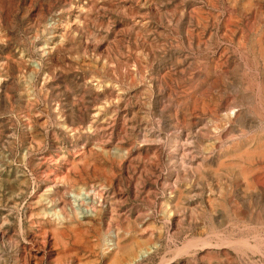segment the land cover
Here are the masks:
<instances>
[{
	"label": "rangeland",
	"instance_id": "obj_1",
	"mask_svg": "<svg viewBox=\"0 0 264 264\" xmlns=\"http://www.w3.org/2000/svg\"><path fill=\"white\" fill-rule=\"evenodd\" d=\"M181 1L182 0H0V122H2L0 123V234L19 231V239H21L18 252L19 259L17 258V262L25 264L27 259L25 257V247L29 245L28 242L32 239L29 233L37 229L40 225L45 226L47 224L46 226L49 225L54 228L61 227V229L69 226L72 227L74 225H81L85 229L87 228V231H83V234L77 238L72 237L73 235H70L67 231V235H65L64 238H60L54 248L52 246L53 240L51 239V235L44 234L42 237L45 239L43 238L42 240V237H39L36 241L33 240L35 248L32 250V254H35L34 256L38 259H44L43 264H48L51 258L54 261V257L57 259L58 255L60 257L62 252L67 250L68 254L63 252L64 255L62 254L59 258L60 262H63V256L66 255L64 260L68 259L69 256V260H76L69 264H82V261L83 264H96L97 261V264H106L107 255L109 254L108 257H110L113 250L111 251L112 247L107 248L106 245H103V240L105 243V239L108 234L119 229H121L119 231L121 232L124 225L128 223L131 225V237L136 239V241H139L140 246L143 243L141 251H144L142 253H144L145 256L143 254L139 257V260L135 262L136 264H160L161 260L159 259H162V257L164 259L167 258V260H162L168 262L173 261L175 264H181L182 261H186L185 264H195V262L196 264H220L221 261V264H264V257L261 256L260 258L259 254H257V257L249 254L248 258H244L240 254L234 253V251L231 250L228 251V260L230 259L229 262L224 261L225 258L221 253L222 250L218 251L219 249H216L218 252L214 250L212 254L209 255V258H206L204 253L200 252L199 249L194 246L191 248L194 249L196 253L190 248L188 249L187 254L179 253L181 249L180 247H184L185 245L187 246L188 244L190 245L193 239V235L190 232L193 229H191L187 220H185L184 223L180 222L182 216L173 208L177 195L173 192V186L175 177L179 175L181 178V189H183L181 191L184 192V195L191 191V182L188 178H186L185 174H189L191 171H163L161 169V161L171 163L172 159H169L170 155L169 157L166 153H164V155L158 146V140L161 133L160 125L162 124L160 115L162 112L165 114L164 112L166 111H171L174 108L176 109V106L174 105L178 98L177 94H179L181 90H186L187 88L186 86L184 88L186 82L183 77L190 76V79H192L191 76H193L194 79V77L198 76L199 73L197 69L198 67L196 66L197 63L195 62L196 59H198V61L200 59L204 60L205 62H201L202 65L206 63L209 64L210 61L217 56V52H219L221 48L220 46H226V48L228 46L227 49L231 56H235L236 53L232 46H230L223 39L222 41L218 35H215L219 33L220 29H214L211 31V43L213 44V50L211 49V51L205 53H203V49L201 50L202 53H199L196 50L189 51L185 48L183 35L175 28L176 25L174 24L182 12H191L192 10L195 11L196 7H198V10L200 11L202 9V12L212 11V13L219 11V13H221L225 9L230 10V8H235L236 11H240L242 6L247 5V1L249 0H220V2L217 0V5L216 7H213L214 9L210 5L208 6L204 0H183L182 3ZM259 1L264 3V0ZM77 5H79V7ZM193 5L196 6L194 7ZM190 8L192 9L190 10ZM173 12H176L177 15ZM167 21L169 22V25L167 24ZM189 25L191 28H195L192 29L193 31L196 30L195 26L197 24L194 20H190ZM203 37L204 39L208 38V32H205ZM141 40L142 42H140ZM176 41L178 43H176ZM143 42H145V44ZM133 46L135 47V50ZM143 52H146L145 56ZM174 54H176V58ZM181 55H186V59L190 63L183 57L181 59ZM119 58L120 60H118ZM82 61L83 64L81 63ZM89 61L90 63H88ZM156 62L159 63L156 64ZM92 63L95 64V67H93ZM185 63L188 66H185ZM35 66L37 68H35ZM103 66L105 67L103 68ZM193 66H196V69ZM170 67L173 68L171 69ZM93 68L96 70H91ZM174 69L178 70L175 71ZM90 70L93 73L90 72ZM168 70L172 71L171 74ZM164 72L167 73L164 74ZM189 72L193 73V75ZM119 75H121V77ZM139 75L142 76V78L139 77ZM201 75L204 78V74ZM174 77L177 78L173 79ZM1 78L3 79V82ZM28 78L33 83H31ZM157 78H159V81ZM168 79L169 81L170 79L173 80L169 82ZM163 80L165 85H163ZM97 81L99 83H95ZM129 83H131L132 86ZM134 83L136 85L137 83L139 84L135 87ZM168 83H170V85ZM97 85H102L99 90L96 87ZM166 85L168 88H165ZM174 85H176V87ZM177 85L182 86L178 87ZM161 86L163 88H161ZM173 86L174 89L171 88ZM175 88L179 91V93L175 90ZM174 90L176 94L173 95ZM144 91L145 93H143ZM166 91L169 93H166ZM188 91L189 90L187 88V91L185 92L187 93ZM166 94L170 95L168 96ZM163 95L166 98H164ZM26 96L28 98H26ZM133 96L135 97L134 100L132 99ZM175 96L177 98H175ZM77 97H80L81 101L79 98L77 100ZM137 97L138 100H136ZM72 100L74 102L76 101V103L72 102ZM135 100L137 102H134ZM30 103L31 106L29 105ZM120 104H122V106ZM148 105L150 107H147ZM171 105H173V107ZM81 106H84V109ZM69 109L73 112L75 124H70L67 120ZM176 111H179L178 107ZM142 112L144 113L142 114ZM158 112L160 114H158ZM132 115L134 117L136 115V117L133 118L131 117ZM146 115L147 120L145 119ZM80 117L84 119V123H78L81 119ZM121 121H123V123ZM124 121L126 123H124ZM45 123L49 124L46 126ZM128 123H130V125ZM158 123L159 125H156ZM62 125H64V127ZM67 126L69 128H66ZM87 126H90V129H88ZM141 127L144 129L142 130ZM6 136L8 137L7 139ZM151 138L156 140H151ZM139 139H141V141ZM6 146L8 147L6 148ZM27 148H29L28 150L31 152H29ZM113 148L121 150L120 152L122 155L118 157L114 156L111 153ZM24 150L28 152L29 155H26L24 161H20L21 158H23L22 154L24 155V153H26ZM172 153L173 150L169 149V154ZM102 154H104V156ZM180 157L175 155V159L177 160H179ZM106 159L108 160L106 161ZM83 161L84 164H81ZM91 161H93V163H91ZM33 164H35V166ZM154 164H156V166ZM101 167L103 168L101 169ZM16 170L22 171L19 175H17L18 179L14 177L12 172ZM211 174H213V176ZM228 175V171L205 172L203 181L208 183V185L210 184L209 189H212V194L215 193L213 194V196L215 195L214 197L219 195L221 188L223 190L227 188L226 183L229 179ZM221 179L223 180L221 181ZM206 180H208V182ZM4 181L7 182L4 183ZM203 181L198 184L199 187H197V192L196 190H192V195L188 193V195L190 194L191 196L189 195L188 199H186L187 197L185 198L186 209H191L196 205L198 208L194 209L199 210V212H196L194 209L193 210L198 214L201 212L198 203L205 202V197L208 196L207 190H209L207 186H204ZM5 185L7 186L5 187ZM74 185H79L76 187L80 188L77 193H75L76 188ZM219 185L221 187H219ZM9 186L13 189L12 192L9 191ZM71 186L73 187L72 189ZM199 190L202 193L201 198L195 197V194L198 193ZM94 191L96 193H94ZM98 193L102 194V196L106 198L104 199L105 202H101V199H98ZM42 196L46 199L45 201L43 200L39 206L38 204L42 199ZM195 198L196 200H194ZM35 202L38 204H35ZM253 204L257 209V205L259 204L257 203V200H253ZM8 206H10V208ZM50 206H54L57 212H60L59 215L62 220L61 224L58 223L57 220L51 223V219H48L50 217L45 215L38 214L39 217L38 215L35 217L30 215V211L33 207H35V210L39 212L41 209L43 210L45 207ZM14 208H16V212ZM7 210L8 213L6 214ZM73 216L75 217L73 218ZM3 217L6 218V224H4L5 222L2 220ZM63 218H65L66 221L68 220V222L63 221ZM71 218L73 221H71ZM16 220L20 222V229ZM98 220H101L100 223ZM66 223L69 226H67ZM65 230L66 229H64V231ZM94 231L97 234L93 233ZM23 237H25L27 241H24ZM96 238L97 240H94ZM87 241L90 242L86 243ZM144 244L147 245L145 246ZM89 245H92L93 247H90ZM59 246L62 247L60 248ZM144 247L146 249H144ZM91 248L93 250H91ZM177 248L178 255L174 254L175 252L172 251H176ZM29 249L30 248H27V250ZM94 251H100L101 254L99 252L95 253ZM175 255L176 257H173ZM212 255L213 257L211 258ZM203 258H205V260ZM218 258H222L223 260ZM238 260H240V262ZM164 261L163 264L166 263H164Z\"/></svg>",
	"mask_w": 264,
	"mask_h": 264
},
{
	"label": "bare ground",
	"instance_id": "obj_2",
	"mask_svg": "<svg viewBox=\"0 0 264 264\" xmlns=\"http://www.w3.org/2000/svg\"><path fill=\"white\" fill-rule=\"evenodd\" d=\"M183 1V0H182ZM181 1V3H182ZM203 1V0H202ZM207 5L216 7L217 0H204ZM241 1V0H240ZM28 2V1H27ZM220 2V0H219ZM30 3V1H29ZM153 3V2H152ZM229 3V2H228ZM242 3V2H241ZM246 3V2H245ZM148 4V3H147ZM155 4V3H154ZM234 4V3H233ZM29 5V4H28ZM80 5V4H79ZM79 5H77L79 7ZM91 5V3H90ZM183 5V4H182ZM191 5V4H190ZM189 5V6H190ZM227 5V4H226ZM237 5V4H236ZM244 5V4H243ZM194 6V5H193ZM196 6V5H195ZM194 6V7H195ZM199 6V5H198ZM40 7V6H39ZM76 7V6H75ZM81 7V6H80ZM88 7V6H87ZM201 7V6H199ZM225 7V6H224ZM223 7V8H224ZM231 7V6H230ZM229 7V8H230ZM26 8V7H25ZM106 8V7H105ZM202 8V7H201ZM206 8V7H205ZM204 8V10H205ZM211 8V9H212ZM227 8V7H226ZM80 9V8H78ZM82 9V8H81ZM183 9V8H182ZM192 8H190L191 10ZM195 9V8H194ZM197 9V10H196ZM195 11L191 12H182L179 18L176 19L174 25H176V29L180 31L185 40V48L190 50H196L199 53H203L211 51L213 44L211 43V36L214 29H220L218 34L219 38L227 42L230 46H232L235 50L236 55L231 56L228 52V46H220L219 52H217V56L210 61V63H206L202 65V61L196 59L198 69V76L190 79V76H184L183 79L186 82L184 85L188 88V92L186 90L177 94L178 98L175 101L176 109H172L171 111L164 112L165 114L160 115L162 119V124L160 125V138L158 142V146L160 147L161 152L166 153L172 159L171 163H167V161H161L160 167L163 171H191L189 174H186V178H188L191 182V189L196 190L199 187V183L204 180V174L206 171H228L227 180V188L219 192V195L214 197L212 194V189H209L208 183L204 182V186H207L209 190L208 196H206L205 202L198 203L200 206V214L196 213L199 210L194 208H198L196 205L191 209H186L185 207V198L188 199L191 191L188 195L181 191V178L179 175L175 177V182L173 186V192L176 193V200L173 208L181 214V223H184L187 220L190 224L191 229H193L190 233L193 235V239L188 246L180 247L179 253H186L188 249H192L191 247H197L200 252L204 253L206 258H209L212 252L216 249L218 251L222 250V255L225 258L224 261L229 262L228 254L229 250L234 251V253L240 254L242 257H249V254L257 257V254L264 257V3L259 0H249L247 1L246 6H242L240 11H236L234 9H225L223 12L212 13L211 12H202L201 9L198 10L196 7ZM214 9V8H213ZM237 9V8H236ZM89 10V9H88ZM96 10V9H95ZM189 10V9H188ZM208 10V9H206ZM117 11V10H116ZM159 11V10H158ZM172 11V10H171ZM184 11V10H183ZM118 12V11H117ZM163 12V11H162ZM166 13V12H165ZM176 14V12H173ZM161 14V13H158ZM177 15V14H176ZM88 17V16H87ZM86 17V18H87ZM167 17V16H166ZM171 17V15H170ZM162 18V17H161ZM176 18V17H175ZM165 19V18H164ZM161 20V19H159ZM167 20V19H166ZM172 20V19H171ZM190 20H194L197 24L196 30H192L190 24ZM174 21V20H173ZM161 22V21H160ZM166 22V21H165ZM85 24V23H84ZM166 24V23H165ZM169 25V22L167 21ZM166 24V25H167ZM194 24V23H193ZM99 25V24H98ZM192 25V24H191ZM92 26V25H91ZM104 27V26H103ZM102 27V28H103ZM171 27V26H170ZM125 28V27H124ZM195 29V28H194ZM128 31V30H127ZM169 31V30H168ZM90 32V31H89ZM208 32L209 37H203V34ZM126 33V32H125ZM129 33V32H128ZM138 33V32H137ZM136 33V34H137ZM171 33V32H170ZM135 34V35H136ZM149 34V33H148ZM147 34V35H148ZM92 35V34H91ZM139 35V34H138ZM112 36V35H111ZM152 36V35H151ZM165 36V35H163ZM169 36V35H168ZM167 37V36H166ZM175 37V35H174ZM173 37V38H174ZM178 37V36H177ZM94 38V37H93ZM122 38V37H121ZM143 38V37H141ZM140 38V39H141ZM151 38V37H150ZM155 38V37H154ZM157 38V37H156ZM181 38V37H180ZM218 38V37H217ZM83 39V38H82ZM104 39V38H103ZM118 39V38H117ZM219 39V40H220ZM143 40V39H142ZM142 40L140 42H142ZM159 40V39H158ZM163 40V39H162ZM165 40V38H164ZM182 40V39H181ZM218 40V39H217ZM220 40V41H221ZM222 40V41H223ZM49 41V40H48ZM97 41V40H96ZM95 41V42H96ZM135 41V40H133ZM144 41V40H143ZM166 41V40H165ZM173 41V40H172ZM219 41V42H220ZM99 42V41H98ZM111 42V41H110ZM101 43V42H100ZM114 43V42H113ZM145 44V42H143ZM149 43V42H147ZM165 43V42H164ZM174 43V42H173ZM176 43H178L176 41ZM223 43V42H222ZM172 44V43H171ZM175 44V43H174ZM219 44V43H218ZM142 45V43H141ZM158 45V44H157ZM166 45V44H165ZM179 45V44H178ZM221 45V44H220ZM145 46V45H144ZM153 46V45H152ZM171 46V45H170ZM177 46V45H176ZM175 46V48H176ZM180 46V45H179ZM134 47V46H133ZM132 47V48H133ZM147 47V45H146ZM157 47V46H156ZM174 47V46H173ZM184 47V46H183ZM68 48V47H67ZM158 48V47H157ZM150 49V48H149ZM165 49V48H163ZM178 49V48H177ZM185 49V50H186ZM109 50V49H108ZM135 50V47H134ZM154 50V49H153ZM213 50V49H212ZM215 50V49H214ZM233 50V51H234ZM150 51V50H147ZM163 51V50H162ZM161 51V52H162ZM188 51V52H189ZM2 52V51H1ZM157 52V51H155ZM193 52V51H192ZM215 52V51H214ZM144 53V52H143ZM146 53V52H145ZM144 53V56L146 55ZM177 53V52H176ZM186 53V52H185ZM234 53V54H235ZM178 54V53H177ZM183 54V53H182ZM58 55V54H57ZM143 55V54H142ZM175 58H176V54ZM180 55V53H179ZM196 55V54H195ZM6 56V54H5ZM211 56V55H209ZM8 57V55H7ZM114 57V56H113ZM126 57V56H125ZM129 57V56H128ZM127 57V58H128ZM153 57V56H152ZM157 57V56H156ZM168 57V56H167ZM186 59V55H181ZM189 57V55H188ZM84 58V57H83ZM116 58V57H115ZM155 58V57H154ZM163 58V57H162ZM96 59V58H95ZM104 59V58H103ZM147 59V58H146ZM151 59V58H150ZM180 59V60H181ZM76 60V59H75ZM79 60V59H78ZM120 60V58L118 59ZM148 60V59H147ZM171 60V59H170ZM174 60V59H173ZM187 60V59H186ZM185 60V61H186ZM12 61V60H11ZM80 61V60H79ZM155 61V60H154ZM188 61V60H187ZM7 62V61H6ZM13 62V61H12ZM87 62V60H86ZM122 62V61H119ZM129 62V61H128ZM147 62V61H146ZM176 62V60H175ZM183 62V61H182ZM189 62V61H188ZM205 62V61H204ZM207 62V61H206ZM83 64V61L81 62ZM80 63V64H81ZM85 63V62H84ZM90 63V61L88 62ZM142 63V61H141ZM145 63V62H144ZM159 62H156V64ZM177 63V62H176ZM181 63V62H180ZM190 63V62H189ZM7 64V63H6ZM14 64V62H13ZM38 64V62H37ZM93 64V63H92ZM103 64V63H102ZM124 64V63H123ZM122 64V65H123ZM148 64V63H147ZM146 64V65H147ZM151 64V63H150ZM155 64V63H154ZM171 64V62H170ZM175 64V63H174ZM186 64V63H185ZM31 65V64H30ZM34 65V64H33ZM36 65V64H35ZM86 65V64H85ZM95 64H93V67ZM105 65V64H104ZM132 65V64H131ZM141 65V64H140ZM161 65V64H160ZM164 65V64H163ZM190 65V64H189ZM201 65V66H200ZM106 66V65H105ZM103 66V68L105 67ZM125 66V65H123ZM145 66V65H144ZM148 66V65H147ZM185 66H188L187 64ZM196 66L194 67L196 69ZM98 67V66H97ZM96 67V68H97ZM101 67V66H100ZM107 67V66H106ZM121 67V66H119ZM143 67V66H141ZM140 67V68H141ZM149 67V66H148ZM162 67V66H161ZM164 67V66H163ZM175 67V66H174ZM190 67V66H189ZM200 67V68H199ZM35 68H37L35 66ZM91 68V66H90ZM102 68V69H103ZM122 68V67H121ZM139 68V67H138ZM145 68V67H144ZM171 68V67H170ZM173 68V67H172ZM171 68V69H172ZM182 68V67H180ZM192 68V67H190ZM193 68V69H194ZM20 69V68H19ZM31 69V68H30ZM95 68L91 69L94 70ZM124 69V68H123ZM126 69V68H125ZM156 69V68H155ZM162 69V68H161ZM169 69V68H168ZM185 69V68H184ZM183 69V70H184ZM192 69V70H193ZM90 70V72H92ZM96 70V69H95ZM115 70V69H113ZM165 70V69H164ZM163 70V71H164ZM175 70V69H174ZM176 69L175 71H177ZM24 71V70H23ZM42 71V70H41ZM102 71V70H101ZM108 71V70H107ZM125 71V70H124ZM150 71V69H149ZM158 71V70H157ZM167 71V70H166ZM169 71V70H168ZM181 71V70H180ZM36 72V71H35ZM87 72V71H86ZM128 72V71H127ZM146 72V71H144ZM171 70L169 73L171 74ZM183 72V71H182ZM180 72V73H182ZM188 72V71H187ZM32 73V72H31ZM34 73V72H33ZM93 73V72H92ZM115 73V72H114ZM121 73V72H120ZM123 73V72H122ZM141 73V72H140ZM158 73V72H157ZM167 72H164L166 74ZM190 73V72H189ZM188 73V74H189ZM9 74V73H8ZM11 74V73H10ZM46 75L45 73H43ZM96 74V73H95ZM118 74V73H117ZM147 74V73H144ZM143 74V75H144ZM154 74V73H153ZM161 74V73H160ZM163 74V73H162ZM186 74V73H185ZM193 75V73H190ZM201 74H204V78ZM32 75V74H30ZM122 75V74H121ZM121 75H119L121 77ZM130 75V74H129ZM152 75V74H150ZM158 75V74H156ZM175 75V74H174ZM187 75V74H186ZM2 76V74H1ZM11 76V75H10ZM28 76V75H27ZM33 76V75H32ZM48 76V75H47ZM98 76V75H97ZM116 76V75H115ZM127 76V75H126ZM125 76V77H126ZM131 76V75H130ZM159 76V75H158ZM171 76V75H170ZM173 76V75H172ZM100 77V76H99ZM124 77V80H125ZM142 78V76L139 75ZM145 77V76H144ZM143 77V78H144ZM149 77V76H148ZM156 77V76H154ZM6 78V75H5ZM45 78V77H43ZM123 78V76H122ZM150 78V77H149ZM165 78V77H164ZM163 78V79H164ZM177 78V77H176ZM175 77L173 79H176ZM179 78V77H178ZM2 79V78H1ZM29 79V78H28ZM95 79V78H94ZM159 81V78H157ZM166 79V78H165ZM172 79V80H173ZM30 80V79H29ZM72 80V79H71ZM110 80V79H109ZM108 80V81H109ZM143 80V79H142ZM150 80V79H149ZM170 79V81H172ZM12 81V80H11ZM28 81V80H27ZM46 81V80H45ZM106 81V80H105ZM145 81V79H144ZM143 81V82H144ZM169 81V79H168ZM167 81V82H168ZM169 81V82H170ZM177 81V80H175ZM173 81V82H175ZM3 82V79H2ZM31 82V80H30ZM82 82V81H80ZM103 82V81H102ZM140 82V81H139ZM147 82V81H146ZM164 82V80H163ZM182 82V81H181ZM9 83V82H8ZM24 83V82H23ZM33 83V82H31ZM95 83H99L98 81ZM142 83V82H141ZM71 84V83H70ZM104 84V83H103ZM109 84V83H108ZM107 84V86H108ZM112 84V83H111ZM131 85V83H129ZM135 84V83H134ZM139 83H137L138 85ZM149 84V83H148ZM147 84V85H148ZM170 85V83H168ZM174 84V83H172ZM171 84V85H172ZM178 84V83H177ZM96 85V84H95ZM113 85V84H112ZM111 85V86H112ZM127 85V84H126ZM135 84V87L137 86ZM165 85V82L163 83ZM182 85H177L182 86ZM7 86V85H6ZM12 86V85H11ZM66 86V85H65ZM102 85H97L99 88ZM132 86V85H131ZM142 86V85H141ZM159 86V85H158ZM157 86V87H158ZM176 87V85H174ZM174 86L171 87L174 89ZM33 87V86H31ZM106 87V86H105ZM110 87V86H109ZM155 87V86H154ZM19 88V87H18ZM26 88V87H25ZM37 88V85H36ZM91 88V87H90ZM96 88V89H97ZM103 88V87H102ZM101 88V89H102ZM108 88V87H107ZM141 88V87H139ZM138 88V89H139ZM144 88V87H143ZM147 88V87H146ZM159 88V87H158ZM161 88H163L161 86ZM165 88H168L167 85ZM8 89V87H7ZM81 89V88H80ZM95 89V88H94ZM116 89V88H115ZM119 89V88H118ZM157 89V88H156ZM179 89V88H178ZM183 89V88H182ZM22 90V89H21ZM84 90V89H82ZM93 90V89H92ZM91 90V91H92ZM130 90V89H129ZM145 90V89H144ZM159 90V89H158ZM170 90V89H168ZM175 90L173 91V95L176 94ZM104 91V90H103ZM109 91V89H108ZM137 91V90H136ZM150 91V90H149ZM148 91V92H149ZM19 92V91H18ZM81 92V91H80ZM85 92V91H84ZM147 92V91H146ZM162 92V90H161ZM168 91H166L167 93ZM31 93V92H30ZM87 93V91H86ZM85 93V94H86ZM115 93V92H114ZM121 93V92H119ZM142 93V92H141ZM145 93V91L143 92ZM142 93V94H143ZM169 93V92H168ZM6 94V93H5ZM13 94V93H12ZM81 94V93H80ZM84 94V93H82ZM90 94V93H89ZM97 94V93H96ZM107 94V93H105ZM104 94V95H105ZM130 94V93H129ZM158 94V93H157ZM165 94V93H164ZM7 95V94H6ZM24 95V94H22ZM30 95V94H28ZM27 95V96H28ZM91 95V94H90ZM127 95V94H126ZM138 95V94H137ZM154 95V94H153ZM168 95V94H166ZM170 95V94H169ZM168 95V96H169ZM5 96V95H4ZM8 96V95H7ZM13 96V95H12ZM11 96V97H12ZM26 96V98H28ZM36 96V95H34ZM103 96V95H102ZM109 96V94H108ZM107 96V97H108ZM125 96V95H124ZM135 96V95H134ZM133 96V100L134 97ZM159 96V95H158ZM164 96V95H163ZM172 96V95H171ZM84 97V95H83ZM82 97V98H83ZM93 97V96H92ZM96 97V96H95ZM106 97V98H107ZM112 97V95H111ZM110 97V98H111ZM131 97V95H130ZM144 97V96H143ZM152 97V96H151ZM173 97V96H172ZM10 98V97H9ZM25 98V100H26ZM32 98V97H31ZM34 98V97H33ZM80 99V97H77ZM97 98V97H96ZM105 98V99H106ZM116 98V97H115ZM140 98V97H139ZM164 98H166L164 96ZM38 99V98H37ZM104 99V98H103ZM114 99V98H113ZM127 99V98H126ZM131 99V100H132ZM144 99V98H142ZM150 99V98H149ZM171 99V97H170ZM174 99V98H173ZM76 100V99H75ZM95 100V99H93ZM115 100V99H114ZM128 100V99H127ZM138 100V97L136 98ZM134 102H137V101ZM140 100V99H139ZM10 101V100H9ZM81 101V99H80ZM129 101V100H128ZM162 101V99H161ZM169 101V100H166ZM27 102V101H26ZM72 102H74L72 100ZM97 102V101H96ZM99 102V101H98ZM107 102V100H106ZM118 102V101H117ZM127 102V101H126ZM133 102V105H134ZM153 102V101H152ZM172 102V101H170ZM169 102V103H170ZM23 103V102H22ZM76 103V101L74 102ZM113 103V100H112ZM132 103V102H131ZM140 103V102H139ZM144 103V102H143ZM142 103V104H143ZM155 103V102H154ZM158 103V102H157ZM56 104V103H55ZM101 104V103H100ZM145 104V103H144ZM143 104V105H144ZM163 104V103H161ZM173 104V103H172ZM11 105V104H10ZM23 105V104H22ZM31 106V103L29 104ZM72 105V104H70ZM122 106V104H120ZM119 105V106H120ZM141 105V104H140ZM142 105V107H143ZM150 105V103H149ZM147 107H150V106ZM160 105V104H159ZM13 106V105H12ZM120 106V107H121ZM132 106V105H131ZM130 106V107H131ZM173 107V105H171ZM11 107V106H9ZM18 107V106H17ZM82 107V106H81ZM146 107V109H147ZM153 107V106H152ZM179 108V111L177 110ZM22 108V107H21ZM84 109V106L82 107ZM136 108V107H135ZM156 108V107H155ZM166 108V107H165ZM164 108V109H165ZM168 108V107H167ZM9 109V108H8ZM23 109V108H22ZM80 109V110H83ZM87 109V108H86ZM85 109V110H86ZM130 109V108H129ZM128 109V110H129ZM145 109V106H144ZM21 110V109H20ZM127 110V111H128ZM143 110V109H142ZM12 111V109H11ZM19 111V110H18ZM40 111V110H39ZM79 111V109H78ZM145 111V110H143ZM160 111V109H159ZM165 111V110H164ZM5 112V111H4ZM46 112V111H45ZM86 112V111H85ZM116 112V111H115ZM130 112V110H129ZM128 112V113H129ZM161 112V111H160ZM41 113V112H40ZM48 113V112H46ZM144 112H142L143 114ZM1 114V113H0ZM45 114V113H44ZM80 114V113H79ZM119 114V113H118ZM136 114V113H135ZM150 114V113H149ZM158 114H160L158 112ZM5 115V114H4ZM29 115V114H28ZM33 115V114H32ZM41 115V114H40ZM31 116V113H30ZM120 116V115H119ZM140 116V115H139ZM144 116V115H143ZM27 117V116H26ZM78 117V116H77ZM130 117V116H129ZM131 117L135 118L132 115ZM152 117V116H151ZM155 117V116H154ZM30 118V117H29ZM78 123H84V119L80 117ZM125 118V117H124ZM74 115L71 109L67 114V120L70 124H75ZM79 119V118H78ZM123 119V118H122ZM121 119V120H122ZM127 119V117H126ZM129 119V118H128ZM147 120V115L146 118ZM144 119V120H145ZM157 119V117H156ZM155 119V120H156ZM137 120V119H136ZM139 120V119H138ZM158 120V119H157ZM1 121V120H0ZM31 121V120H30ZM89 121V120H87ZM128 121V120H127ZM39 122V121H38ZM43 122V121H42ZM123 123V121H121ZM129 122V121H128ZM2 123V122H0ZM35 123V122H34ZM121 123V124H122ZM124 123H126L124 121ZM140 123V122H139ZM142 123V122H141ZM25 124V123H24ZM23 124V125H24ZM46 124V123H45ZM49 124V123H48ZM46 124V126L48 125ZM120 124V123H119ZM130 125V123H128ZM135 124V123H134ZM146 124V123H145ZM152 124V123H151ZM43 125V124H42ZM85 125V124H84ZM87 125V124H86ZM93 125V124H92ZM124 125V124H123ZM156 125H159L156 124ZM2 126V125H1ZM31 126V125H30ZM64 127V125H62ZM70 126V125H68ZM66 128H69V127ZM77 126V125H76ZM125 126V125H124ZM128 126V125H127ZM12 127V126H11ZM25 127V126H24ZM28 127V125H27ZM41 127V126H40ZM44 127V126H43ZM73 127V126H72ZM130 127V126H129ZM132 127V126H131ZM136 127V126H135ZM145 127V126H143ZM147 127V126H146ZM15 128V127H14ZM23 128V127H22ZM42 128V127H41ZM83 128V127H82ZM90 129V126H87ZM86 128V129H87ZM102 128V127H101ZM139 128V127H138ZM142 128V127H141ZM151 128V127H150ZM31 129V127H30ZM37 129V128H36ZM73 129V128H72ZM119 129V128H118ZM132 129V128H131ZM144 128H142L143 130ZM148 129V128H147ZM16 130V128H15ZM28 130V128H27ZM44 130V129H43ZM42 130V131H43ZM120 130V129H119ZM118 130V131H119ZM141 130V129H140ZM155 130V129H154ZM5 131V130H3ZM10 131V130H9ZM14 131V130H13ZM26 131V130H25ZM34 131V130H33ZM41 131V132H42ZM22 132V131H21ZM40 132V131H39ZM72 132V131H71ZM131 132V131H130ZM147 132V131H146ZM157 132V131H156ZM10 133V132H9ZM38 133V132H37ZM36 133V134H37ZM135 133V132H134ZM144 133V131H143ZM2 134V133H1ZM32 134V133H31ZM140 134V133H139ZM147 134V133H146ZM145 134V135H146ZM150 134V133H149ZM136 135V134H135ZM144 135V134H143ZM142 135V136H143ZM148 135V134H147ZM12 136V135H11ZM125 136V135H123ZM139 136V135H138ZM141 136V135H140ZM15 137V136H14ZM122 137V135H121ZM130 137V136H129ZM5 138V137H4ZM8 137L6 136V139ZM36 138V137H35ZM38 138V137H37ZM56 138V137H54ZM120 138V136H119ZM125 138V137H123ZM139 138V137H138ZM143 139V138H142ZM3 140V139H2ZM14 140V139H13ZM103 140V139H102ZM108 140V139H107ZM121 140V138H120ZM141 141V139H139ZM151 140H154L151 138ZM150 140V142H151ZM156 140V139H155ZM154 140V141H155ZM144 141V140H143ZM13 142V141H12ZM27 142V141H26ZM98 142V141H97ZM61 143V142H60ZM59 143V144H60ZM114 143V142H113ZM140 143V142H139ZM143 144V143H142ZM145 144V142H144ZM150 144V143H149ZM154 144V143H153ZM7 145V144H6ZM40 145V144H39ZM8 146H6L7 148ZM120 147V146H119ZM158 147V148H159ZM95 148V147H94ZM145 148V147H144ZM149 148V147H148ZM154 148V147H153ZM4 149V147H3ZM29 148H27L28 150ZM102 149V148H101ZM118 148H113L111 153L114 156H121V150H117ZM123 149V148H121ZM169 149L173 150L172 154H169ZM104 150V149H103ZM109 150V149H108ZM126 150V149H124ZM12 151V150H11ZM25 151V150H24ZM31 152L30 150H28ZM106 151V150H105ZM104 151V152H105ZM184 151V152H182ZM10 152V151H9ZM26 152V151H25ZM102 152V151H101ZM124 152V151H123ZM127 152V151H126ZM34 153V152H33ZM107 153V152H106ZM159 153V152H158ZM182 153V156H181ZM8 154V153H7ZM28 152L22 154L23 158L20 161H24ZM32 154V153H31ZM29 155V154H28ZM34 155V154H33ZM83 155V154H82ZM81 155V157H82ZM85 155V154H84ZM104 156V154H102ZM165 155V154H164ZM175 155L181 156L179 160L175 159ZM36 156V155H35ZM88 156V155H87ZM125 156V155H124ZM123 156V157H124ZM80 157V158H81ZM163 157V156H161ZM167 157V156H166ZM5 158V157H4ZM35 158V157H34ZM105 158V157H104ZM111 158V157H110ZM95 159V158H94ZM135 159V158H134ZM137 159V158H136ZM168 159V160H169ZM3 160V159H2ZM108 159H106L107 161ZM110 160V159H109ZM118 160V159H117ZM121 160V159H120ZM157 160V159H156ZM154 160V161H156ZM160 160V159H158ZM6 161V160H5ZM86 161V160H85ZM96 161V160H95ZM111 161V160H110ZM142 161V160H141ZM144 161V160H143ZM19 162V161H18ZM26 162V161H25ZM89 162V161H88ZM113 162V161H112ZM111 162V163H112ZM120 162V161H117ZM146 162V161H145ZM149 162V161H148ZM147 162V163H148ZM8 163V162H6ZM73 163V162H72ZM93 163V161H91ZM143 163V162H142ZM150 163V162H149ZM154 163V162H153ZM158 163V162H157ZM10 164V163H9ZM84 164V161L81 163ZM86 164V163H85ZM90 164V163H89ZM23 165V162H22ZM32 165V163H31ZM35 166V164H33ZM80 165V164H79ZM156 166V164H154ZM10 166V165H9ZM83 167V166H82ZM88 167V166H87ZM154 167V166H153ZM152 167V168H153ZM103 167H101L102 169ZM134 168V167H133ZM159 168V167H158ZM17 169V168H16ZM135 169V168H134ZM14 177L18 179L17 175H19L22 171H12ZM204 173V174H203ZM209 173V172H208ZM224 173V172H223ZM225 174V173H224ZM1 175V174H0ZM161 175V174H160ZM213 176V174H211ZM185 176V175H184ZM206 176V175H205ZM21 177V176H20ZM67 177V176H66ZM5 178V177H4ZM24 178V177H23ZM26 178V177H25ZM167 178V177H166ZM185 178V179H186ZM208 178V177H207ZM212 178V177H211ZM217 178V177H216ZM224 178V177H223ZM1 179V178H0ZM6 179V178H5ZM184 179V177H183ZM182 179V180H183ZM220 179V178H219ZM187 180V179H186ZM217 180V179H216ZM223 179H221L222 181ZM226 180V178H225ZM23 181V180H22ZM73 181V180H71ZM77 181V180H76ZM170 181V180H169ZM208 182V180H206ZM2 182V181H1ZM7 181H4V183ZM9 182V181H8ZM31 182V181H30ZM75 182V180H74ZM167 182V179H166ZM186 182V181H185ZM184 182V183H185ZM216 182V181H214ZM224 182V181H223ZM28 183V182H27ZM65 183V182H64ZM165 183V182H164ZM76 184V183H74ZM216 184V183H215ZM25 185V184H24ZM185 185V184H183ZM188 185V184H187ZM4 186V185H3ZM7 185H5L6 187ZM14 186V185H13ZM21 186V185H20ZM30 186V185H29ZM75 186V185H74ZM79 186V185H77ZM75 186V188L77 187ZM169 186V184H168ZM216 186V185H215ZM218 186V184H217ZM10 187V186H9ZM22 187V186H21ZM219 187H221L219 185ZM28 188V187H26ZM73 187L71 186V189ZM82 188V187H81ZM87 188V187H86ZM225 188V187H223ZM20 189V188H19ZM79 187L75 189V193L79 191ZM172 189V188H171ZM170 189V190H171ZM217 189V188H216ZM53 190V189H52ZM74 190V189H73ZM72 190V191H73ZM87 190V189H86ZM220 190V189H219ZM10 192L13 189L10 187ZM7 191V192H9ZM17 191V190H16ZM97 191V190H96ZM212 191V192H211ZM15 192V191H14ZM74 192V191H73ZM187 192V191H186ZM195 192V193H196ZM206 192V191H205ZM216 192V190H215ZM19 193V192H17ZM32 193V192H31ZM50 193V192H49ZM94 193H96L94 191ZM193 193V192H192ZM194 193V194H195ZM15 194V193H14ZM105 194V193H104ZM218 194V193H217ZM48 195V194H47ZM46 195V196H47ZM95 195V194H94ZM192 195V194H191ZM190 195V196H191ZM12 196V195H11ZM202 193L199 190L198 193L195 194V197L201 198ZM45 197V196H44ZM50 197V196H49ZM98 199H101V202H105L102 194H97ZM20 198V197H19ZM24 198V196H23ZM21 198V199H23ZM51 198V197H50ZM53 198V197H52ZM55 198V197H54ZM193 198V197H192ZM17 199V198H16ZM46 198H43L39 201V206L42 201H45ZM97 199V198H96ZM191 199V197H190ZM39 200V199H38ZM50 200V199H49ZM196 200V198L194 199ZM253 200H257V209L254 207ZM7 201V200H6ZM48 201V200H47ZM46 201V203H47ZM58 201V200H57ZM49 202V201H48ZM91 202V201H90ZM99 202V200H98ZM100 202V203H101ZM11 203V202H10ZM20 203V202H19ZM172 203V204H173ZM197 203V201H196ZM13 204V203H12ZM34 204V205H35ZM45 204V203H44ZM96 204V203H95ZM102 204V203H101ZM11 205V204H10ZM43 205V204H42ZM46 205V204H45ZM54 205V204H53ZM190 205V204H189ZM12 206V205H11ZM37 206V205H36ZM35 206V207H36ZM55 206V205H54ZM54 206L45 207L43 210L41 209L39 212L35 210L33 207L30 211V215L34 217L39 215H45L50 217V222L58 221V223H62L61 217L57 212ZM108 206V205H107ZM194 206V205H193ZM10 208V206H8ZM38 207V206H37ZM167 207V206H166ZM172 207V206H171ZM97 208V207H96ZM163 208V207H162ZM165 208V206H164ZM38 209V208H37ZM196 212H194V210ZM16 212V208H14ZM164 210V209H163ZM171 210V209H170ZM169 210V212H170ZM174 210V212H175ZM167 211V210H166ZM5 212V211H4ZM11 212V210H10ZM9 212V213H10ZM103 212V211H102ZM172 212V211H171ZM173 212V213H174ZM8 213V210L6 214ZM19 213V212H18ZM73 213V212H72ZM168 213V212H167ZM178 213V214H179ZM3 214V213H2ZM5 214V213H4ZM5 214V215H6ZM67 214V213H66ZM86 214V213H85ZM100 214V213H99ZM15 215V214H14ZM17 215V214H16ZM38 215V217H39ZM3 216V215H2ZM72 216V215H71ZM88 216V215H87ZM92 216V215H91ZM5 217V216H4ZM2 218L3 222L6 221V218ZM75 216H73L74 218ZM166 217V216H165ZM16 218V217H15ZM79 218V217H78ZM99 218V216H98ZM47 219V218H46ZM76 220V219H74ZM90 220V219H89ZM63 221H66L63 218ZM70 221V219H69ZM71 221L72 218H71ZM80 221V220H79ZM99 221V220H98ZM101 221V220H100ZM99 221V223H100ZM179 221V220H178ZM47 222V221H46ZM68 222V220L66 221ZM179 222V223H180ZM18 223V227L20 229V222L16 220ZM64 223V222H63ZM78 223V222H77ZM81 223V222H80ZM135 223V222H134ZM133 223V224H134ZM178 223V225H179ZM6 224V222L4 223ZM12 224V222H11ZM67 224V223H66ZM97 224V223H96ZM95 224V225H96ZM132 224V223H131ZM176 224V223H175ZM188 224V226H189ZM15 225V224H14ZM47 225V224H46ZM42 226L40 225L37 229L32 232H28L31 236V240L28 242L29 245L25 247L26 253V261L25 264H43L44 259L36 258L32 254V250H34V241L39 237L44 236V234H48L52 236V246L53 248L56 246L57 242H59L60 238H64L67 233L73 235L72 237L77 238L83 234V231H87L81 225L69 226L67 224V228L64 229L54 228L52 226ZM83 225V224H82ZM86 225V224H85ZM88 225V224H87ZM13 226V225H11ZM63 226V225H62ZM185 226V225H184ZM95 227V226H94ZM133 227V226H132ZM137 227V226H136ZM135 227V228H136ZM181 227V226H179ZM178 227V229H179ZM93 228V227H92ZM97 228V227H96ZM185 228V227H182ZM187 228V227H186ZM138 229V228H137ZM159 229V228H158ZM13 230V229H12ZM89 230V229H88ZM98 230V229H97ZM96 230V231H97ZM101 230V229H100ZM111 230V229H110ZM115 230L107 235L105 239V243L103 240V245H106L107 248H111V255L108 257L106 264H133L139 260L144 253L141 251L139 241L133 239L130 235L131 225L126 224L122 228V231ZM134 230V229H133ZM151 230V229H150ZM14 231V230H13ZM68 231V232H67ZM93 231V229H92ZM139 231V229H138ZM185 231V230H184ZM19 232V231H18ZM18 232L11 233H1L0 234V264H21V262H17L18 252L20 247V239ZM22 232V231H21ZM67 232V233H66ZM90 232V230H89ZM101 232V231H100ZM158 232V231H157ZM93 233H96L95 231ZM105 233V231H104ZM134 233V232H133ZM142 233V232H141ZM151 233V232H150ZM97 234V233H96ZM103 234V233H102ZM129 234V236H128ZM138 234V233H136ZM89 235V234H88ZM87 235V236H88ZM91 235V234H90ZM94 235V234H93ZM147 235V234H146ZM191 235V236H192ZM24 236V235H23ZM85 236V235H84ZM96 236V235H95ZM101 236V235H100ZM103 236V235H102ZM67 237V236H66ZM89 237V236H88ZM99 237V236H98ZM97 237V238H98ZM104 237V236H103ZM44 237H42L43 240ZM86 238V237H85ZM94 239V240H97ZM137 238V237H136ZM139 238V237H138ZM41 239V238H40ZM45 239V238H44ZM67 239V238H66ZM100 239V238H99ZM98 239V240H99ZM104 239V238H103ZM24 241H27L25 237H23ZM72 240V239H71ZM93 240V241H94ZM138 240V239H137ZM143 240V239H142ZM151 240V239H150ZM74 241V240H73ZM86 241V240H85ZM101 241V240H100ZM144 241V240H143ZM23 242V241H22ZM82 242V241H81ZM90 241H87L88 243ZM189 242V241H188ZM187 242V243H188ZM36 243V242H35ZM73 243V242H70ZM76 243V242H75ZM74 243V244H75ZM80 243V242H79ZM62 244V243H61ZM60 244V245H61ZM69 244V243H68ZM78 244V243H77ZM186 244V242H185ZM63 245V244H62ZM99 245V244H98ZM145 246L147 244H144ZM183 245V244H182ZM41 246V245H40ZM64 246V245H63ZM77 246V245H76ZM88 246V245H87ZM93 247L92 245H89ZM149 246V245H148ZM157 246V245H156ZM60 247V246H59ZM62 247V246H61ZM60 247V248H61ZM70 247V245H69ZM27 248H30L27 250ZM64 248V247H63ZM68 248V247H67ZM72 248V247H71ZM79 248V246H78ZM97 248V247H95ZM75 249V248H74ZM144 249H146L144 247ZM67 250V249H66ZM72 250V249H70ZM79 250V249H78ZM91 250H93L91 248ZM106 250V249H105ZM148 250V249H147ZM172 250V249H170ZM178 248L174 254L178 255ZM194 250V249H192ZM53 251V250H52ZM68 251V250H67ZM67 251H63L65 254H68ZM169 251V250H168ZM195 251V250H194ZM217 251V250H216ZM217 251V252H218ZM230 251V252H231ZM57 252V251H56ZM62 252V254H63ZM77 252V250H76ZM91 252V251H90ZM95 252V251H94ZM93 252V253H94ZM100 253V251H97ZM95 252V253H97ZM80 253V252H79ZM104 253V252H103ZM110 253V252H109ZM148 253V252H147ZM196 253V251H195ZM198 253V252H197ZM58 254V252H57ZM61 254V255H62ZM101 254V253H100ZM106 254V253H104ZM165 254V252H164ZM167 254V253H166ZM173 254V253H172ZM185 254V255H186ZM190 254V253H189ZM192 254V253H191ZM214 254V253H213ZM217 254V253H216ZM60 255V257H61ZM64 255V254H63ZM74 255V254H72ZM197 255V254H196ZM218 255V254H217ZM56 256V255H55ZM66 256V255H65ZM63 256L65 259L66 257ZM75 256V255H74ZM98 256V255H97ZM106 256V255H103ZM145 256V254H144ZM149 256V255H148ZM162 256V255H161ZM230 256V255H229ZM58 258L54 261L49 260L48 264H69L72 261L76 260H64L63 262L59 261ZM73 257V256H72ZM173 257H176L173 256ZM179 257V256H177ZM181 257V256H180ZM189 257V256H188ZM192 257V256H191ZM200 257V256H199ZM213 255L211 256V258ZM218 257V256H217ZM216 257V258H217ZM234 257V256H233ZM44 258V257H42ZM106 258V257H105ZM210 258V259H211ZM236 258V257H235ZM19 259V258H18ZM73 259V258H72ZM97 259V258H96ZM162 259H164L162 257ZM159 259L160 264L164 259ZM169 259V258H168ZM173 259V258H170ZM205 260V258H203ZM220 259V258H218ZM242 259V258H241ZM81 260V259H80ZM143 260V258H142ZM176 260V259H175ZM179 260V259H178ZM182 260V259H181ZM189 260V259H188ZM213 260V259H212ZM216 260V259H215ZM220 260H223L222 258ZM237 260V259H236ZM79 261V260H78ZM177 261V260H176ZM240 262V260H238ZM246 261V260H245ZM251 261V259H250ZM23 262V261H22ZM96 262V261H95ZM98 262V261H97ZM96 262V264H97ZM146 262V261H145ZM166 262V263H165ZM203 262V261H202ZM212 262V261H211ZM214 262V261H213ZM216 262V261H215ZM238 262V263H239ZM259 262V261H258ZM76 263V262H74ZM83 264V261L81 262ZM140 263V262H139ZM165 264H175L173 261H164ZM186 261H182L181 264H185ZM191 263V260H190ZM206 263V262H205ZM222 263V261H221ZM220 263V264H221ZM260 263V262H259ZM78 264V263H77ZM94 264V263H91ZM136 264V263H135ZM145 264V263H144ZM159 264V263H158ZM179 264V263H177ZM188 264V263H187ZM196 264V262H195ZM204 264V263H203ZM209 264V263H208ZM225 264V263H224ZM253 264V263H252Z\"/></svg>",
	"mask_w": 264,
	"mask_h": 264
}]
</instances>
